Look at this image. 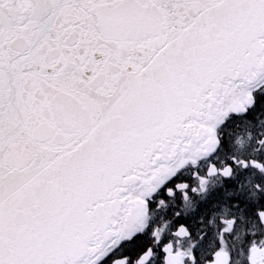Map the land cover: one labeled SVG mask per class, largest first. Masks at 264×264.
Here are the masks:
<instances>
[{"label":"snow or ice","instance_id":"6c2138e0","mask_svg":"<svg viewBox=\"0 0 264 264\" xmlns=\"http://www.w3.org/2000/svg\"><path fill=\"white\" fill-rule=\"evenodd\" d=\"M0 264H264V0H0Z\"/></svg>","mask_w":264,"mask_h":264}]
</instances>
